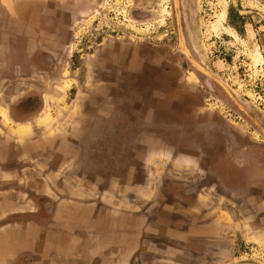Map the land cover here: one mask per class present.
Returning a JSON list of instances; mask_svg holds the SVG:
<instances>
[{
	"label": "crops",
	"instance_id": "crops-1",
	"mask_svg": "<svg viewBox=\"0 0 264 264\" xmlns=\"http://www.w3.org/2000/svg\"><path fill=\"white\" fill-rule=\"evenodd\" d=\"M87 2L30 5L49 6L52 22L72 29L86 15ZM56 33L45 30L39 38L49 42ZM46 51L64 74L72 52ZM120 51L117 45L104 54ZM120 61H101L103 72L109 64L107 70L116 72L109 83L103 73L90 77L102 68L98 60L87 64L91 91L80 93L89 106L70 112L69 126L47 123L35 131L26 121L1 128L0 264H254L247 245L264 254L262 155L247 145L206 140L219 126L211 114L190 109L187 99L175 109L174 99L157 98L150 109L151 101L138 97L142 104L133 109L136 93L125 103ZM62 74L51 77L45 69L39 84L45 102L67 100ZM114 88L118 93L108 92ZM50 112L44 108L43 116ZM35 115L42 116L41 109L28 116ZM134 118L142 124L132 126ZM238 149L241 166L234 163ZM238 170L247 179L235 186ZM233 190H241L239 200Z\"/></svg>",
	"mask_w": 264,
	"mask_h": 264
},
{
	"label": "rangeland",
	"instance_id": "rangeland-1",
	"mask_svg": "<svg viewBox=\"0 0 264 264\" xmlns=\"http://www.w3.org/2000/svg\"><path fill=\"white\" fill-rule=\"evenodd\" d=\"M106 1L109 5L119 1L124 3L119 9L111 7L113 10L109 15L111 19H122L121 15H125L126 20H121L123 24L120 29L124 33L127 49L130 42L134 45L136 43L157 47L167 54H164L163 68L169 70V65L173 64L174 73L178 71L176 74L180 76L183 84L200 94V100L196 101L193 108L206 111L211 114L212 119L215 115V120H220L213 124L218 123L221 128V132L216 134L222 145L239 147L246 144L256 153H264V0ZM133 4L137 17H146L138 21L129 17L128 10ZM1 12L3 10L0 7ZM135 14L133 15L136 16ZM90 20L87 21L85 30L91 29ZM86 34L88 37L93 36L91 40L95 37L94 32L93 35L89 32ZM86 34H83V43ZM257 56L258 59L255 60ZM91 60L84 57L83 63ZM67 67L60 79L63 90L71 92V85L66 77H70L72 71ZM32 76L31 90L38 91L37 74ZM64 79L68 86L63 83ZM3 84L0 87V106L8 107L11 101H6L7 98L3 96L8 86L6 82ZM105 87L106 90L107 86ZM20 88L13 93L15 96ZM66 96L68 100H51L46 101L47 104L44 101V106L38 108L41 109L42 116L35 115L24 120L33 125L35 131L38 128L36 125L47 123L69 126V114L76 112V109L85 108L87 103L82 95L79 97L66 93ZM164 96L158 95V98L165 99ZM141 104V99L136 97L132 101V108L136 109ZM44 108H49V112L51 110V116H43ZM44 118L47 119L46 122ZM14 121L7 122L0 117V125H4V128L7 124L16 126L17 122ZM133 123L138 125V122L133 121L132 126ZM15 136L21 135L16 133ZM206 138L208 140L210 135ZM237 156L235 162L233 161L235 164L242 162L239 161L240 157L243 158L241 149L237 150ZM237 174L238 172L234 174L236 178ZM237 181L232 183L237 184ZM130 182L127 180L126 185ZM158 201L169 202V198L159 196Z\"/></svg>",
	"mask_w": 264,
	"mask_h": 264
},
{
	"label": "flooded vegetation",
	"instance_id": "flooded-vegetation-1",
	"mask_svg": "<svg viewBox=\"0 0 264 264\" xmlns=\"http://www.w3.org/2000/svg\"><path fill=\"white\" fill-rule=\"evenodd\" d=\"M4 3L0 1V7L3 10V12L0 13V87L4 85V82H6L8 88H5V94H3V96L7 98L6 101H11V104L7 105L8 107H2V105L0 106V117L7 122L15 120L14 122H17V124L24 123L26 122L24 119L29 117L28 115L36 113L40 106H44L43 102L45 100L41 89L36 87L38 91L31 90L32 87H30V81H33L32 74H37V84H40L41 80H45V76H47L45 75V69L51 77L62 74V71L57 69L58 64H56L53 57L47 53L46 49L48 48H55L58 51L66 50L67 52H72L70 63H68L70 66L67 67L71 69L72 73L70 77H66L70 82V90L72 93L70 91L67 92L63 90V92L68 94H75V96L80 97V95H82L80 91H83L84 94L87 91H91L89 79L86 78V69L88 68L87 64H90L92 60H98L100 67H102L101 61L105 60L106 63H108L109 59L119 60V63H116L118 66L122 64L120 60L124 58L126 74L123 77L120 76V83H122L124 87L120 89L125 90V97H127L125 103L127 102L130 105L128 98L131 99V97H133L132 93H136L135 98H148V101H151L152 103V106L151 103L149 105L150 109L153 108L158 95H165L164 98L169 96V99H174L175 109H182V103L185 102V99H187V101L189 100L190 109L196 106V101L200 100V94L198 92L191 90L190 86L183 84L180 76H177L176 74L178 71L174 73L175 68L173 64L172 66L169 65V70L163 68L162 63L163 59H165V53L161 52L157 47L147 44L138 45L136 43L135 45L137 46H135L134 44H131V42H128L129 48L127 49V42L123 36L124 33L120 29L123 24L121 20H126L125 15H121L122 19H111L109 15L111 10H113L111 7L120 8L119 6L123 3L121 1L116 2V4L113 3L112 5H109L106 0H88V10L86 15L83 16L80 22H76V20H74L73 23L75 25H73L72 29H61L62 27L57 25L58 23L54 24L52 22V17L48 15V12H52V9L50 10L49 6H46L45 10V8H39L38 5L35 7L30 5L31 3H37L42 4L40 7H44L43 4H45V0H22L21 2L17 0H9L4 1ZM58 10L65 13L60 9ZM135 10L136 7L133 4V6H131L128 10V16L137 21L146 17L145 15L137 17L134 13ZM42 11H45V16L43 15L44 17L40 14ZM40 16L42 19H39ZM68 16H70V14H68ZM77 16H79L78 12L74 14L73 18L76 19ZM88 20L92 22L89 25L91 26V29L85 30L87 28L86 23ZM45 30L52 33L57 30L54 37L55 40L51 39L47 42L48 40L39 38V35H45ZM88 32L91 35H93V32L95 33L93 40H91L93 36L88 37L86 34ZM83 34H86L84 43ZM114 44H116V46ZM117 45L120 46L121 51L119 53H115L118 54L116 57H113L112 53H110V55L104 54V51L108 53V50L111 51L117 48ZM84 57L88 59L91 58L92 60L83 63ZM159 58L161 61H159ZM77 60L79 64L76 63ZM110 66H112V64L105 66V72H103V67L98 70L90 71V77H93L92 73H95V75H101V73H103V76L106 78L105 81H107V83L111 82L113 80V74H116V72L113 70L109 72L107 69H109ZM63 72L65 73V71ZM84 72L86 73L84 74ZM95 77L96 76H94V78ZM60 81L61 79H59V82ZM76 81H79L80 83ZM63 83L67 84V80L64 79ZM19 87H21V90L17 96H15L13 93H15V90L19 89ZM156 91H158V93H156ZM108 92L116 94L118 93V89H110ZM181 100L183 102L179 104ZM171 104L172 103H169V108L172 107ZM88 106L89 104L87 103L85 108L82 110L88 108ZM204 112L207 114L206 111ZM213 119H216L215 115ZM133 121L136 123L138 122L136 127L142 124L140 123V119L134 118ZM128 124H130V122ZM215 125L216 127L219 126L218 123ZM5 127H8V124L5 125ZM1 128H4V125L3 127L0 125V130ZM220 129L221 128L219 127L215 130H209L208 134L210 135V138L218 142L220 139L217 140L216 133H220ZM245 145L243 144L242 146L244 147ZM247 147L251 149V146L247 145ZM33 155H35L34 152ZM260 155H262V158L264 159V153L262 151ZM31 157L36 158L33 156ZM237 157V155H234L235 159ZM239 161H242L240 166L245 163V160L241 157ZM236 163L239 164V162ZM238 174L237 179H240L241 181L239 180L240 183H235V186L244 184L243 179H247L245 171L242 170V172H240L238 170ZM233 191H235L233 192L235 193V198H238L239 200L241 190ZM50 206L51 204L47 202L46 207L50 208ZM143 219L145 218L143 217ZM246 253L248 254L247 257H253L252 262L254 264H262L261 259L264 257V254L255 244L247 245ZM133 263H136L135 259Z\"/></svg>",
	"mask_w": 264,
	"mask_h": 264
},
{
	"label": "bare ground",
	"instance_id": "bare-ground-1",
	"mask_svg": "<svg viewBox=\"0 0 264 264\" xmlns=\"http://www.w3.org/2000/svg\"><path fill=\"white\" fill-rule=\"evenodd\" d=\"M258 59V56L257 57H255V60H257ZM67 86H68V84H67ZM3 116H4V114H3ZM19 122V121H18ZM26 129V127H20L19 128V130H25Z\"/></svg>",
	"mask_w": 264,
	"mask_h": 264
}]
</instances>
